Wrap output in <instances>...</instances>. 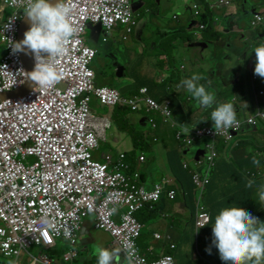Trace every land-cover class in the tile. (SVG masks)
Instances as JSON below:
<instances>
[{"label": "built area", "instance_id": "1", "mask_svg": "<svg viewBox=\"0 0 264 264\" xmlns=\"http://www.w3.org/2000/svg\"><path fill=\"white\" fill-rule=\"evenodd\" d=\"M67 2L74 10L72 21L77 32L67 45V54L55 61L61 73L59 82L47 89L34 85L20 99L0 101V256L17 264L16 259L27 254L36 264L41 258L34 257L31 249L35 246L54 249L61 240L70 246L64 259L72 260L76 257L73 247L82 220L93 216L95 227L110 235L112 245L122 248L126 240L134 242L135 264H175L172 255L176 246L167 235L163 239L165 245L149 248L152 259L141 252L137 241L142 225L135 217L144 208L153 209L160 199L173 200L175 191L168 189L171 181L162 179L150 188L144 187L138 171L129 172L128 151L104 155L102 162L93 159V152L105 139L111 122L109 116L92 113L89 105L92 97L108 109L122 106L137 111L143 107L151 113L158 111L159 104L146 95V88L139 89L136 95L123 96L112 87L90 85L66 74V67L75 57L90 58L95 54L85 44L86 24L99 22L105 32L120 25L125 39L136 24L132 4L130 0ZM26 7L27 0H2V9L9 13L0 24V41L6 47L0 63V95L12 90L24 91L27 87V70L21 53H13L11 47L13 41L19 42V27ZM250 25L264 28V12L255 13ZM203 27L199 24L200 29ZM238 113L243 117L242 121L238 120V127L218 131L196 128L193 135L188 131L179 138V144L183 149L201 145L206 150L218 140L230 142L242 124H252L242 108L239 107ZM55 143L65 148L57 166L41 161ZM258 156L264 163V154ZM137 162H144L143 154L137 157ZM183 168L188 170L187 164ZM246 175L249 180L264 178L262 172ZM192 182L199 200L207 181L193 174ZM208 222V216L200 215L197 229ZM201 224L204 226L199 228ZM154 238L161 236L154 234Z\"/></svg>", "mask_w": 264, "mask_h": 264}, {"label": "clouds", "instance_id": "2", "mask_svg": "<svg viewBox=\"0 0 264 264\" xmlns=\"http://www.w3.org/2000/svg\"><path fill=\"white\" fill-rule=\"evenodd\" d=\"M217 3L220 5L230 4L229 0H218ZM215 6L216 4H211L210 8H214ZM187 9L191 12V14L195 18L199 19L198 26H197L198 30H203L204 28H208L203 22H201V16L203 14H208V12H206L207 8L203 9L201 3L198 0H193L190 4H188ZM132 10H133V7H132ZM73 11L74 10L71 4L68 3L67 0H56L54 4L50 3L49 0H27L25 16L22 22L27 17L28 21L30 22V27L27 31H25L23 39L21 41H19V33H18L19 42L13 41L14 43L11 44L13 53H19V52L21 53L25 51H28L29 53V57L33 65V70L25 74L27 78V85H28V79L35 82L34 85L36 86V88L39 87L41 89L51 88L52 86H54L55 84L59 82L61 78V73L55 61L57 60V58L63 57L67 54L68 52L67 45L69 41L72 40V38L75 36L77 32V27L72 21ZM136 12L138 11L133 10V15L136 20V24L134 28L137 25L136 18L138 16L139 17L141 16L139 14L137 16ZM261 12H264V9L259 10V11L253 10V12H251L252 13L251 19L255 13H261ZM8 13H9L8 11H4L2 9V0H1L0 24L2 20L8 15ZM208 17L210 18L211 23L213 24V19L211 18V16H209V14H208ZM195 22L196 21L193 20L190 24L194 25ZM88 23H91V22H88ZM91 24H96V23H91ZM199 24H203L204 27L200 29ZM119 26L120 25H117L116 27H119ZM20 27H19V31H20ZM101 29L104 31L102 25H101ZM86 31H87V24H86ZM86 31H85V37H86ZM109 32H105V33L108 34ZM130 34H128L127 37ZM122 35H121V38H122ZM196 40L198 39L189 40L187 42V45L189 42L196 41ZM189 47H193V46H189ZM4 48H5L4 52L6 54L5 45H4ZM250 53H251V56L255 54V57H256L254 74L257 76H254V75L250 76V81L246 83L245 89H243L242 91L243 94H242L240 101H235L234 98H231L228 102L215 105L214 93L206 90L203 84L198 83V81L202 79L201 76L197 74H193L191 78H186V79L184 78L181 84L172 85L174 86L175 88L174 91L178 95V97L183 99V104H180V103L179 104L181 105L183 114L187 115L188 117L187 122L186 121L179 122L176 120V118L173 116L172 111L169 107L168 101H163L161 103H158L153 98H151L148 95V93H146V95L159 104L158 111L147 113L143 107L140 110L144 112L143 115H147V117H145L146 119L147 118L151 119L152 124L155 127H156V123L153 118L154 117L153 114L155 113L159 115V118H161L163 122L167 123V126H168V123L170 124V127L174 129V138L181 152H184L186 150L193 148L191 147L188 149H183L178 142V139L181 137H184L188 131L192 132L196 128L202 129L204 127L203 125H207L206 127H210L213 131H218L220 129L229 130V129H232L234 126L238 127L239 126L238 120L242 121V118H243L238 113L239 107L243 109V115L246 118H249L252 121V124L253 123L254 125L256 123L264 124V44L262 45L258 44V45L252 46L250 48ZM98 57H99V54L96 52V50H95V54L93 57L88 58L83 55L75 57L66 67V74L72 79H78L90 85L103 86V85H98L95 83V73L91 68V64ZM116 72H117V67L115 66V74ZM141 88H146V87H141ZM169 89L170 87H167V91H169ZM18 92H22V91H18ZM122 93L123 92H121V95ZM181 93H182V96L180 97L179 95ZM123 94H124L123 96L136 95V94L130 95V94H125V93ZM93 98L94 97L91 98V101ZM94 99L98 102L99 107L102 110L110 111L114 108L113 107L111 109H108L106 107H103L96 98ZM191 103H193V107L195 110L197 108L199 109V112H202L204 115L205 114L208 115V121H206L204 115H199L202 118L198 121L194 118V115H193L194 111L192 110V107L190 106ZM119 107H122V106H119ZM127 109L132 113L140 111V110L131 111L129 108ZM150 114H152V117H150ZM192 115H193V119L196 122V125L192 129H190L187 126V123L190 121L189 117ZM100 116H109V114L108 112H104ZM142 118L143 116L140 118V120ZM110 122H111V127H110L111 129L112 128L111 119H110ZM244 125L250 126V125L242 124L241 127ZM233 140L234 138L230 142H223L221 140L216 141L214 146H212L211 148L206 149V150L203 149L204 155L203 157L199 159L198 162H195L193 160V170H190L187 162H184V163L187 164L188 170L184 168L183 169L187 173L191 174V179H192V175L196 174L194 169H195V165L198 163L203 165L207 172L211 173L214 169H216V162L220 160L221 144H223L225 147L229 149V154H230V152L235 148V146H237V145L232 144ZM103 141L99 142L97 150L93 152L94 161L102 162L104 155L114 156L118 152L116 151L115 153L102 154L99 158L100 160H96L95 153L99 150L100 143ZM199 147L203 148V146L200 145V146L194 147L193 149L199 148ZM64 149H65L64 145L60 143L52 144L48 152L41 157V161L47 164H52L54 166L59 165V163L62 161L64 154H65ZM131 150H132V146H131ZM131 150H129L127 154H129ZM137 153L139 152H136L134 156L136 160L140 154H143V153H139L138 156H136ZM258 153H261V152H257V154ZM143 156H144V161H145V154H143ZM183 164H182V167H183ZM252 164L253 166L259 167L260 161L255 156H253ZM134 170L138 171L139 180H140V169L135 167L133 170H131L130 165H129V172H132ZM246 173H245V176L247 177ZM163 179H169V178H163ZM170 181L171 183L168 186V189H173L175 191V196H176V193L179 192L178 195L179 197L181 196L182 198V202H181L182 207H185V209H187L189 213V210L186 206V200L184 199L183 194L179 190L176 191L174 188H172L173 181L172 180ZM140 183L144 187H146L141 182V180H140ZM254 184H255V180L248 179L245 184V187L252 188ZM258 191H259V202L261 204H264V184H261L259 186ZM194 192H195V198H197L196 187L194 188ZM203 194H204V190H203L201 197L203 196ZM200 200L201 198L198 200L197 203L196 202L194 203L195 215H194L193 223L191 222L190 213H189V221L191 223V229H192L193 235L197 231L204 230L209 225H211L210 216L208 213L205 212L204 207L199 203ZM147 209L144 208L141 211H144ZM153 209L151 210L148 209V210L152 211ZM112 211L115 212V209H113ZM139 212L135 214V217L143 227V224L138 219L137 214ZM200 215L208 216L209 222L205 226L203 224L199 225V228L204 226L202 229H197L196 224H197V221ZM212 234H213L212 243L215 245L216 249H218L220 259L226 262V264H229V262L230 264H264V221H261L259 218L254 217L250 212H246L243 208L233 206V205L225 206L219 211V213L214 218V223L212 224ZM78 235H79V232H78ZM195 240L201 241L202 239H197L195 236ZM60 241L61 240H59L58 242ZM58 242H57V247H58ZM77 242H78V239H77ZM37 248L51 249V248H46L43 246H38ZM51 250H57V248H54ZM206 251H208L210 254L211 250L206 249ZM67 252L63 253V256ZM120 253L121 254L123 253L122 254L123 260L126 262V264H135L137 250L135 248L134 242L131 240H126L122 248L115 249V250H109L105 248L102 244L98 243L94 246L92 254L96 257L97 264H120V260L118 259L120 257ZM57 255H58V251H57ZM57 255L53 258L49 254H46L36 264H57L55 263V259ZM63 256H62V262L64 264H67L73 261L74 259L73 258L72 260L67 261L66 259H64ZM76 256H77V252H76ZM4 264H9V263L4 262ZM31 264L33 263L31 262Z\"/></svg>", "mask_w": 264, "mask_h": 264}, {"label": "crops", "instance_id": "3", "mask_svg": "<svg viewBox=\"0 0 264 264\" xmlns=\"http://www.w3.org/2000/svg\"><path fill=\"white\" fill-rule=\"evenodd\" d=\"M203 9H206L209 16L213 19V24L210 28H204L200 30V34L197 38L198 40L206 42V46L204 48H200L201 53L205 54V59L201 60L199 54L196 55L195 61L188 59V52H183L182 56L175 52L176 47L175 45L178 42H183L187 44L190 39L189 36L183 38L182 36L176 37L171 35L167 38L168 40V47L164 50L161 48H157L158 44L156 42H152V54L151 55H144V50L140 51V55L142 56V63L140 67V71L142 76L148 80H152V96L149 94V89L147 88L148 95L153 98L156 102L161 103L163 101H174L176 103L183 104L182 98H175L169 93H163L162 88L164 87L167 90L168 86H164L163 84L168 81L170 76H174L173 79L170 80L171 86L172 85H179L182 83L184 78H191L193 74H197L202 77L201 80L198 81L199 84H203L208 91H212L215 95L218 94L221 98L225 94V90L229 91H237L238 89L243 91V88L238 85L241 81L240 75V68L242 65L248 63L251 58L250 48L254 45L260 44L264 39V28L262 26H257L255 28L251 27L250 20L251 15L250 13L255 11H259L264 9V0H229V5H220L217 3L218 0H198ZM211 4H216L214 8H210ZM188 7V5H187ZM146 12V11H145ZM144 12V13H145ZM143 13V14H144ZM138 16V12H136ZM143 14L137 19V25L133 31H135L136 35H139L142 31L143 24L140 22L141 17ZM252 14V13H251ZM248 15V16H246ZM174 17V16H173ZM192 24H189L188 28H192ZM89 31V42L97 45L99 42L106 44L108 43L107 36L103 30H101L98 35L95 29L87 28ZM133 33V32H132ZM131 33V34H132ZM165 34V32L163 33ZM238 36L240 37L238 41ZM106 41H103L105 39ZM186 40V41H185ZM222 40L225 41V45L222 44V48L224 52L218 53V50L214 48L212 41H216L220 43ZM85 43L87 44V39L85 37ZM90 47V46H89ZM194 47H187V49L195 48ZM92 48V47H90ZM94 49V48H93ZM99 54V46L98 49H94ZM4 50L0 53V57L4 53ZM229 52H233L234 56H238L241 54L239 59H236L233 63V69L228 72L225 76H220L218 78V86L215 88L212 82V74H211V66L217 60H221L222 63L227 62L229 60ZM171 55V57H170ZM112 57V53L110 54ZM176 59L187 61L188 66L179 63L177 67L174 62ZM117 68L120 69V76L117 78H121L123 76L124 68L118 65H115ZM237 67V72L239 73L238 78L236 80H230L229 75L231 72ZM250 81V77L246 79V83ZM145 86H139L134 89L130 95L136 94L138 89ZM170 87V85H169ZM170 90V89H169ZM124 93V92H123ZM161 96V97H160ZM155 97H160L156 99ZM199 112V109H197ZM141 111V110H140ZM137 111L132 113L131 116L134 117L136 120H140L142 117L139 115ZM141 113L144 114L142 111ZM137 115V116H136ZM154 121L156 123V128L161 136L160 141H156L159 144L155 145L152 143L151 145V152L146 153L145 155L149 157L147 164H138L136 158H133V166L140 169V179L141 182L147 187L150 188L151 185L155 182H159L163 178H169L173 181L172 188L176 191L179 190L177 185L176 177L182 180L185 189L195 188L191 174L185 172L182 167V164L185 162L181 157L186 155L187 152L190 150H186L181 152L177 147L176 150L168 149L166 145V137L168 134V126L167 123L163 122L161 118L157 120L155 117ZM194 118L198 121L202 117L198 115V113L194 114ZM198 125V123H197ZM254 123L250 126H242L240 131L234 136V140L232 144L237 145L235 148L230 152L229 159L230 161H242L246 158L247 150L251 148H256L261 150L264 148V142L262 138L264 137V124L263 123ZM257 128L261 133V136H257ZM253 137L255 139L253 140ZM192 150L194 151L192 162L195 158V155L198 151H203L202 147L195 148ZM109 154V153H105ZM139 153L136 154L138 156ZM201 157H199L200 159ZM224 165H216L217 169ZM195 173L199 175L201 180H206L208 183L204 187V194L206 189L209 187L210 182L214 180L216 183L220 177L216 174H212L207 172L203 165L196 164ZM247 171H242L241 173L233 174L229 173L224 176L219 184L214 188L213 191L209 193L207 196V202L210 205V210L214 211L215 216L219 213V211L224 208L225 206L233 205L240 208H243L246 212H250L254 217L259 218L261 221H264V204L259 202V186L264 184V180L260 183H255L252 188L245 187L247 182V177L245 173ZM179 192L176 193V196L173 200H168L166 198L160 199V201L155 205L153 212L146 215L149 217L155 213L157 207L163 203H167L171 207L175 208L176 213H183L182 204L179 201ZM204 194L201 197L199 203L203 206L204 201ZM197 203V198L194 199ZM163 212L164 209H161ZM146 211H141L137 215H141ZM256 212V213H255ZM118 214H115V218H117ZM214 216V218H215ZM192 234V229L189 231ZM154 234H159L161 239L154 238ZM169 236L171 241L172 238L169 233L167 234H160L158 232H153L152 237L153 240L158 241L154 242L152 238L145 239L142 245H139V237L137 243L141 250V252L146 253L149 259H152V255L149 254V248H157L159 247L160 243L165 245V241L163 240L165 236ZM213 241V234H212V226L206 229L203 239L201 241L195 240L193 246L191 247L190 242L187 238H185V248H184V264H226V262L222 261L219 257L218 249H216L215 245L212 243ZM63 243L64 246L70 249L67 243L60 241ZM102 244L105 248L109 250L120 249L117 246H113L111 244V237L108 233L98 229L95 227V222L93 216H88L82 220L79 235H78V242L73 247L76 250L78 245L83 246V250H89V255L87 260H84V264H89L90 262L94 264L92 261L95 260L97 264L96 257L92 254L94 246L96 244ZM37 248V247H36ZM91 249V250H90ZM206 249H210V254ZM57 251H59V246L57 247ZM177 252V245L176 250L174 251L173 255ZM31 254L36 257L39 256L42 258L47 252L40 248L38 254H34L31 251ZM173 257L175 264H180L179 257ZM120 264H125L123 260V255L120 253ZM4 262H8L12 264V259H6ZM17 264H31L30 258L27 254H21L18 259H16ZM230 264V262H229Z\"/></svg>", "mask_w": 264, "mask_h": 264}, {"label": "rangeland", "instance_id": "4", "mask_svg": "<svg viewBox=\"0 0 264 264\" xmlns=\"http://www.w3.org/2000/svg\"><path fill=\"white\" fill-rule=\"evenodd\" d=\"M192 1L193 0H154L152 6L143 14L140 19L143 27L139 35H136L135 31H133L132 34H130L126 39L123 40L121 38L123 28L121 26L113 28L108 33V43L103 44L99 42V57L95 59L91 64V68L95 73V83L98 85L112 87L118 90L120 93L124 92L125 94L131 93L139 86H145L149 89V94L152 96V80L144 78L140 71L142 63V56L140 55V51L144 50V55H151L152 42H156L158 44L157 48H165L169 40V38L167 37L171 35H174L176 37L182 36L183 38L189 36L190 39L197 38L200 34V30H198L197 28L199 19L195 18L187 9V5ZM134 11H136V9H134ZM173 16H175V18ZM193 20L196 21L195 24L192 26V28H188L189 24ZM164 32L165 34H163ZM88 38L89 31L87 30V45L94 49H98V46L90 43ZM239 39L240 37L238 36V41ZM212 44L214 48L218 50V53L224 52L222 48V44L225 45L224 40H222L220 43L212 41ZM175 47V52L179 55V57H181L183 52L186 51L188 52L189 61L197 60V54H199L201 60L205 59V54L201 53L199 47L187 49V44L183 42H178ZM3 50L4 45L0 41V53ZM111 53L113 55L112 57L110 56ZM228 54L229 60L227 62L222 63L221 60H217L211 66V74L213 76L212 82L215 88L218 86V78L220 76L227 75L228 72L233 69L234 61L241 57V54L238 56H234L233 52H229ZM179 63L188 66L187 61L184 60L176 59V61L174 62L177 67L179 66ZM115 65L124 68V74L121 78L116 77ZM241 67L238 68L241 72L240 86L245 89L246 75L241 71ZM238 75L239 73L237 72V67H235V69L229 75V79L236 80L238 78ZM170 89V91H167L163 87L162 91L163 93H173L175 88L174 86H170ZM182 93L179 95L180 97L182 96ZM242 94L243 92L241 93L240 89H238L237 91L225 90V94L221 96V98L218 94L216 95L214 103L215 105L225 103L228 102L231 98H234L235 101H240ZM160 97L155 98L159 99ZM190 106L194 111L193 115L196 113H198V115H204L202 112H197L194 109L193 103H191ZM90 107L95 115L100 116L104 113V111L99 107L98 102L94 98L90 103ZM141 112L142 111L138 112L139 115L147 116L143 115V113ZM193 115L189 117L190 121L187 123V126L190 129H192L196 125V122L193 119ZM153 116L157 120H159L158 114L155 113L153 114ZM204 116L206 121H208V115L205 114ZM150 117H152V114H150ZM129 118H131V120H129L128 125L131 128L133 134L141 132L142 129L138 126L136 119L132 116ZM145 129L149 132V138L151 142L148 139H145V143L142 144L137 137L132 135V137L127 138L124 134L119 133L118 130L112 126L111 129L106 130L105 140L100 143L99 150L95 153V159L100 160V156L105 153H115L116 151L131 150L132 139L135 140V143L138 146L137 149L146 154L147 150L149 149V145H152V129L148 124L145 125ZM257 136H261L259 128H257L255 137ZM255 137H253V140L255 139ZM262 141L264 142V137L262 138ZM166 145L170 150H176L178 147L177 142L174 138V129L170 127L169 123ZM193 155L194 151L190 149L186 155H183L181 157V159L188 163L190 170H193ZM148 160L149 157L145 155V161L142 165L147 164ZM179 201L182 202L181 196L179 197ZM161 209H164L163 212H161ZM182 209L184 210L183 213H176L175 208L171 207L167 203H163L158 206L157 210H155V213L143 222L139 245H142L145 239L152 238L153 240V232H158L162 235L169 233L172 238L173 245H177L178 247L177 252L173 256L179 257L180 264H184L183 254L184 248L186 246L184 238L188 239L192 247L195 242V236L189 233L191 229L189 213L187 209H185V207H182ZM153 241L158 242L155 240ZM159 243L161 244V242ZM58 246L59 251L55 259V263L64 264L62 262V256L63 253L69 250V248H67V246H64L62 242H58ZM31 251L34 254H38L40 248H33L31 249ZM76 252L77 256L73 259V261L67 264H84V260H87L89 250H83V246L78 245L76 248ZM4 260L6 259L0 256V261L3 262ZM89 264L92 263L90 262Z\"/></svg>", "mask_w": 264, "mask_h": 264}, {"label": "trees", "instance_id": "5", "mask_svg": "<svg viewBox=\"0 0 264 264\" xmlns=\"http://www.w3.org/2000/svg\"><path fill=\"white\" fill-rule=\"evenodd\" d=\"M201 22H203L208 28L211 27L212 23H211L210 18L208 17V14H203L201 16ZM262 44H264V40L260 43V45H262ZM168 46L169 45L167 42V46L165 48H167ZM187 47H188V45H187ZM165 48H161V50H164ZM4 55H5V52L0 57V63L2 62V60H3L2 57ZM170 57H171V55H170ZM255 61H256V57L254 54L253 56H251L250 61L248 63L242 65L241 71L246 75V79H248L252 75L257 76L254 74ZM173 77H174L173 75L170 76L168 81H166L163 85L169 87V85H171L170 80L173 79ZM238 85H241V81L239 82ZM169 94H171L175 98L179 99V97L175 93V91L173 93H169ZM122 95H124V94L122 93ZM168 102H169V107L172 111V114L176 118V120L179 122H182V121L187 122L188 117H187V115L183 114L181 105L179 103L174 102V101H168ZM103 111L108 112L110 119L112 121V126L115 129H117L119 133L124 134L127 138H130L133 135V136L137 137L142 144L145 143V139H148L150 141L149 132L146 131V129H145V125L148 124L150 126V128L152 129V143L155 145L159 144L156 141H160L161 136H160L157 128L155 126H153L151 119L145 118L147 116H143V118L141 120H136L138 123V126L142 129V131L139 133L133 134L131 128L128 125L129 120H131V118H129V117H131L132 113L127 108L116 106L110 111H105V110H103ZM203 126L206 127L207 125H203ZM192 135H193V133H192ZM131 146H132V150L130 151L129 154H127L126 160H127L128 164L130 165V169L133 170L135 167L133 166L132 163H133V158L135 156V153L136 152L143 153V152H141L137 149L138 146L135 143L134 139H132V145ZM151 150L152 149H151V144H150L149 149L147 150V153L151 152ZM257 152H261L264 154V148L261 150H258L256 148H251V149L247 150L248 155L246 156V158L244 160L234 162V161H230V159H229V156H228L229 149L227 147H225L223 144H221V146H220V153H221L220 160L216 162V165H224V166H222L218 169L216 167V169H214L211 172L212 174L218 175L220 177V179L216 183H214L215 182V177H214V180H212L210 182V185L206 189V192L204 195L203 207H204L205 212L209 214L210 219H211V225H209L206 229H208L212 226V224L214 223L213 217L215 216L214 211L210 210V205L207 202V196L209 195V193L211 191L214 190V188L219 184V182L221 181V179L224 176H226L230 172L235 175L237 173H241L242 171L264 173V163L259 160V156H258ZM253 156H255L260 161L259 167L253 166V164H252V157ZM176 180H177V185H178L179 191L183 194L184 199L186 200V206H187L189 213H190L191 222L193 223L194 222V215H195V208H194L195 192H194V189L193 188L185 189V186H184L182 180H180L178 177H176ZM263 180H264V178L263 179L260 178V179L256 180L255 183H260ZM145 211H146L145 213L138 216V219L140 220V222L142 224L145 220H147L150 217V216L146 217V215L153 212V211H149L148 209ZM206 229L199 230L196 233H194L196 238L197 239H203V235H204ZM184 241H185V238H184ZM177 249H178V247H177ZM44 250L47 252V254H49L53 258L57 255V250H51V249H44Z\"/></svg>", "mask_w": 264, "mask_h": 264}, {"label": "water", "instance_id": "6", "mask_svg": "<svg viewBox=\"0 0 264 264\" xmlns=\"http://www.w3.org/2000/svg\"><path fill=\"white\" fill-rule=\"evenodd\" d=\"M49 2L54 4L56 2V0H49ZM134 9H136V8H133V10ZM29 27H30V22L28 21V19L26 17L24 19V21L22 22L21 27H20L19 41H21L23 39L25 31H27L29 29ZM87 28L95 29L96 32H97V35L102 30L100 23H96V24L87 23ZM188 45L189 46H193V47L194 46H199L201 48H204L206 46V43L204 41L196 40V41L189 42ZM21 55H22V59L24 61V64L26 66L27 73L31 72L33 70V65H32L31 59L29 57L28 51L21 52ZM120 75H121L120 74V69L117 68L116 76H120ZM34 84H35V82H33L30 79H28V85H27V87H26V89L24 91L18 92L17 90H13V91H10V92H6V93L0 95V100L6 99V98H13V99L22 98V96L27 94L33 88ZM203 155H204L203 151H198L196 153V155H195L194 161L198 162L199 161V157H203ZM92 262L94 264H96L95 260H93Z\"/></svg>", "mask_w": 264, "mask_h": 264}, {"label": "flooded vegetation", "instance_id": "7", "mask_svg": "<svg viewBox=\"0 0 264 264\" xmlns=\"http://www.w3.org/2000/svg\"><path fill=\"white\" fill-rule=\"evenodd\" d=\"M153 1L154 0H130L132 7L136 8L139 15L147 11L152 6Z\"/></svg>", "mask_w": 264, "mask_h": 264}]
</instances>
